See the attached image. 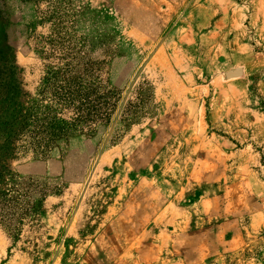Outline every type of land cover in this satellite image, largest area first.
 <instances>
[{"label":"rangeland","instance_id":"374dc122","mask_svg":"<svg viewBox=\"0 0 264 264\" xmlns=\"http://www.w3.org/2000/svg\"><path fill=\"white\" fill-rule=\"evenodd\" d=\"M45 109L0 264H264V0H0V146Z\"/></svg>","mask_w":264,"mask_h":264},{"label":"trees","instance_id":"16d2710c","mask_svg":"<svg viewBox=\"0 0 264 264\" xmlns=\"http://www.w3.org/2000/svg\"><path fill=\"white\" fill-rule=\"evenodd\" d=\"M50 113L51 109L40 116H20L18 112L1 123L6 138L0 146V226L10 233L17 232L19 224L41 203L44 193L38 190L39 184L14 175L8 161L26 154L25 146L31 148L34 158L45 159L55 143L67 136L68 127H60ZM92 113H84V125L91 122Z\"/></svg>","mask_w":264,"mask_h":264},{"label":"water","instance_id":"95a60500","mask_svg":"<svg viewBox=\"0 0 264 264\" xmlns=\"http://www.w3.org/2000/svg\"><path fill=\"white\" fill-rule=\"evenodd\" d=\"M241 76H242V71L237 69V70L225 73L224 78L229 80V79L240 78Z\"/></svg>","mask_w":264,"mask_h":264}]
</instances>
